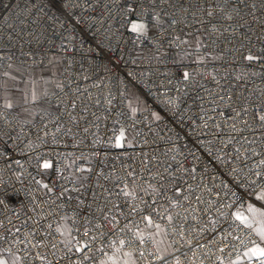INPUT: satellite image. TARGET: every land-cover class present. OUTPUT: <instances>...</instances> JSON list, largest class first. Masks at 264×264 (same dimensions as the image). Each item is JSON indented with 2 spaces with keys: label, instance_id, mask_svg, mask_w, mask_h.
<instances>
[{
  "label": "built area",
  "instance_id": "built-area-1",
  "mask_svg": "<svg viewBox=\"0 0 264 264\" xmlns=\"http://www.w3.org/2000/svg\"><path fill=\"white\" fill-rule=\"evenodd\" d=\"M54 57L33 121L0 104L3 253L234 264L259 242L236 212L264 194V0H0V72Z\"/></svg>",
  "mask_w": 264,
  "mask_h": 264
},
{
  "label": "rangeland",
  "instance_id": "rangeland-1",
  "mask_svg": "<svg viewBox=\"0 0 264 264\" xmlns=\"http://www.w3.org/2000/svg\"><path fill=\"white\" fill-rule=\"evenodd\" d=\"M133 25L142 26L141 23L134 22L131 26V30H133ZM142 27H138L135 31H140ZM184 41L188 46H190V42H192V46L197 47L200 42V36L197 35L191 38L190 41L187 39ZM192 59L193 58H190L189 60ZM59 71V57L51 58L50 65L44 69H27L25 67L11 65L4 72H0V104L15 111L21 119L33 121L36 115L44 109V107L38 101L53 89L54 85L56 84ZM127 98V104L130 113L131 115L135 116L137 112L143 109V100L131 89L128 90ZM126 135H129V133L126 132ZM256 203H252L248 206L247 213H249V215H251L254 220L252 229L257 235L259 242L246 250L243 253V257L234 264H243L244 259L256 258L251 255H245V253L250 249L257 246L264 248V239H261V236L257 231V229L264 227V216L261 215V213H264V207H261V204L258 205V203ZM250 208L256 209V211H249ZM59 230L64 244H68L71 238L66 227L59 226ZM139 232H148L156 239L158 251L161 255H164L168 252L165 236L159 228H148L143 226L139 229ZM116 264L128 263L125 260L120 259Z\"/></svg>",
  "mask_w": 264,
  "mask_h": 264
},
{
  "label": "crops",
  "instance_id": "crops-1",
  "mask_svg": "<svg viewBox=\"0 0 264 264\" xmlns=\"http://www.w3.org/2000/svg\"><path fill=\"white\" fill-rule=\"evenodd\" d=\"M254 199L258 204H261V207H264V194L258 193L255 195ZM247 208L248 206L244 209H239L236 212V217L237 215L247 217L248 224L253 226L254 220L252 216L249 215V213H247L248 212ZM120 259L125 260L128 264H137L131 255H129L128 253H126L125 251L121 250L119 247L116 246L104 259L98 261L97 264H116L117 261ZM0 260L4 261V264H18V259L15 255H7L3 253L1 249H0Z\"/></svg>",
  "mask_w": 264,
  "mask_h": 264
},
{
  "label": "snow or ice",
  "instance_id": "snow-or-ice-1",
  "mask_svg": "<svg viewBox=\"0 0 264 264\" xmlns=\"http://www.w3.org/2000/svg\"><path fill=\"white\" fill-rule=\"evenodd\" d=\"M138 27H142V26L133 25V30H134V31L137 30ZM246 58H247L248 60H252V59H254L255 57H253V56H248V57H246ZM186 75H187V74H186ZM118 146H119V145H118ZM44 166H45V167H49L48 164H45ZM249 211L255 212L256 209H252V208H250ZM261 215L264 216V213H261ZM146 219H148L149 222H151L150 217H146ZM237 219H239V220L241 221L242 224H245V226H249V227L251 226V225L248 224V222H247V217H243V216L237 215ZM257 231H258V234L261 236V239H264V227L257 229ZM245 255H246V256H247V255H251V256H254V257L258 258V259H260V258H264V248H261V247H259V246L254 247V248L250 249L248 252H246ZM0 264H4V261L0 260ZM261 264H264V259H261Z\"/></svg>",
  "mask_w": 264,
  "mask_h": 264
}]
</instances>
